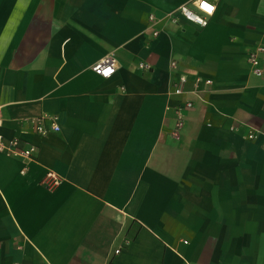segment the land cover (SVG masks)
I'll return each instance as SVG.
<instances>
[{"label": "crops", "instance_id": "0c3cea01", "mask_svg": "<svg viewBox=\"0 0 264 264\" xmlns=\"http://www.w3.org/2000/svg\"><path fill=\"white\" fill-rule=\"evenodd\" d=\"M185 1L0 0V134L35 146L0 152V264H264V0ZM172 60L211 79L179 124Z\"/></svg>", "mask_w": 264, "mask_h": 264}, {"label": "built area", "instance_id": "2783aa9c", "mask_svg": "<svg viewBox=\"0 0 264 264\" xmlns=\"http://www.w3.org/2000/svg\"><path fill=\"white\" fill-rule=\"evenodd\" d=\"M205 5H207V7H205ZM209 8L211 11L208 10ZM214 10L215 3L213 0H186L171 11V13H169V17L174 23H179L180 19H184L186 21L193 22L199 27H204L208 22V18L213 15ZM149 18L151 19L152 16H149ZM156 34L157 32H154V35ZM262 55H264V40L251 48L246 56L247 62L251 66L252 73L255 76L264 75ZM91 69L93 72L102 77H109L116 69L115 59L112 55H106L105 57L95 61L92 64ZM170 69L175 74V78L171 83V91L179 98V104L174 109L176 122L179 124L182 122V113L180 109H191L194 99L203 101L204 99L201 95V90L211 84V79L197 76L193 80V86L189 90H186L185 83L187 81V77L184 73L178 71L175 60L170 62ZM188 93L193 97H188ZM31 122L33 123L35 133L40 135H46L50 131L58 129V125L54 121L51 122L49 127H46L42 123V117L33 118ZM260 134L262 133L259 130L251 127L248 129L245 136L247 139L251 140L255 139ZM262 148H264V142H262ZM0 152L20 159L22 161V166L19 173L25 174L29 169L30 163L34 159L35 146L32 144L22 145L20 139L16 137L5 139L0 134ZM44 176V181L42 183L47 187L54 186L60 180L59 176L52 170H47ZM114 252H118V249H115Z\"/></svg>", "mask_w": 264, "mask_h": 264}, {"label": "snow or ice", "instance_id": "6c2138e0", "mask_svg": "<svg viewBox=\"0 0 264 264\" xmlns=\"http://www.w3.org/2000/svg\"><path fill=\"white\" fill-rule=\"evenodd\" d=\"M205 7H207V5H205ZM208 10H209V11H211V9H210V8H209Z\"/></svg>", "mask_w": 264, "mask_h": 264}]
</instances>
